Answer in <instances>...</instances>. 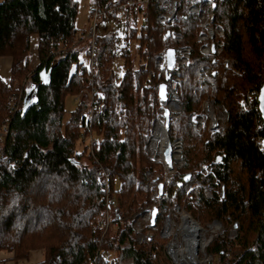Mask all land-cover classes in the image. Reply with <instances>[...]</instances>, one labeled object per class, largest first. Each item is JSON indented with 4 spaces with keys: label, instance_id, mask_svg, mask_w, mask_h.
I'll return each instance as SVG.
<instances>
[{
    "label": "trees",
    "instance_id": "trees-1",
    "mask_svg": "<svg viewBox=\"0 0 264 264\" xmlns=\"http://www.w3.org/2000/svg\"><path fill=\"white\" fill-rule=\"evenodd\" d=\"M126 1L96 4L105 10ZM215 3L213 20L224 32L219 54H200L199 28L186 15L183 0L172 27L154 22L159 6L149 0L144 8L123 15V47L117 49L118 38L112 33L96 38L90 73L81 60L86 46L75 49L76 0L0 1V58L10 59V82L0 78V128L8 129L0 141V253H9L0 262L22 263L39 250L43 258L34 264H172L163 248L167 240L154 236L150 243H138L130 222L151 204L146 173L162 172L145 152L160 109L158 101L150 105L148 97L150 84L163 81V75L152 71L154 60L176 46L166 37L175 29L191 55L187 65L172 71L181 80L176 89L181 111L170 120L168 136L181 140L185 164L165 187V205L174 200L199 222L218 220L226 231L237 223L234 239L225 234L206 246L214 264H264V152L256 143L257 136L264 137V128L257 100L247 102L264 84V0ZM109 19L118 20L113 14L103 21ZM32 36L38 39V63L30 69ZM117 57L122 60L120 76L113 67ZM225 60L232 62L231 68ZM204 67L210 73L201 78ZM42 70L50 71L47 85L41 84ZM90 79L100 106L86 123ZM67 97L77 98V104L63 120ZM206 99L227 113L223 135L196 130L188 121ZM91 134L102 141L93 156L86 144ZM202 166H210L211 172L196 174ZM196 181L223 185V200L216 195L205 198L202 189L194 187ZM106 197L115 200L109 207L115 226L104 230L98 220ZM156 222L146 230L157 231Z\"/></svg>",
    "mask_w": 264,
    "mask_h": 264
},
{
    "label": "built area",
    "instance_id": "built-area-1",
    "mask_svg": "<svg viewBox=\"0 0 264 264\" xmlns=\"http://www.w3.org/2000/svg\"><path fill=\"white\" fill-rule=\"evenodd\" d=\"M155 1L158 3L159 11L154 17V22L163 27H172L173 25H175L178 22L179 9L182 0ZM214 1L215 0H183L186 15L189 19L194 20L199 28V31L196 35V41L200 45L199 52L203 56L212 55L211 47H213L214 54H219L222 51V37L224 32L221 25L213 20L212 4L214 3ZM148 3L149 0H127L124 3L111 6L105 10H100L96 4V0L91 1L88 7L90 23L86 31L78 35V38L75 42V46L81 44L83 46H86V57L84 65L89 68L90 73L94 70L96 38L101 35L99 34V27L100 23L103 22V19L105 17H110L113 14L124 15L128 11L136 12L141 8L147 6ZM168 32L169 38L176 45L173 48V68L170 72H168L169 80L165 82L167 89V102L171 101L173 102V105L171 107L167 103L162 105L164 106L163 109L167 108L169 110V120H175L179 117V113L181 111V104L176 93L177 86L180 84L181 80L178 75H173L172 71L179 70L189 63L191 49L190 47L182 44L183 36L180 31L171 29ZM165 51L159 53L154 60L152 71L157 72L159 75H164V72L167 69ZM225 63L227 62L225 61ZM152 71L148 73V79L151 77ZM209 73L210 70L204 67L200 70V77L204 78ZM162 82H164V80L159 82V84ZM89 83L91 88L85 92L86 96L89 99L88 108L84 114V121L86 123L90 118L93 117L94 112L100 106V102L96 101L94 98L95 90L92 87V79L89 80ZM158 85L156 86L154 84H150L151 92L148 97L150 105H152L156 100L158 101ZM258 94L259 91L252 93L249 96L247 102H252L255 99L257 100ZM240 104H243V100H240ZM157 119H161L164 123L163 115H161V117H158ZM226 120V111L211 99H206L202 103L201 110L199 112H193L188 116V121L190 125L196 130L206 128L210 133L219 135L224 134ZM153 128L149 134L148 146L146 150L147 154L150 156V159L153 162L162 165L164 176H162V178L156 177V179L153 180V183L149 185L151 190L149 196L151 204L149 205V207L145 208V210L139 212L132 221V228L138 234L137 240L139 242H149L152 240V236L150 233H142V231L144 230V226L150 227L151 211L152 208L155 207L157 209L156 219L160 215L164 216L160 237L163 240H167L164 245V249L168 258L171 257L172 260H174L171 256V251L173 249H178L185 245V242L183 241L184 236H186V238L191 237V230H188V232H182V230H180V226L183 224L182 218L187 217L192 223L195 224L196 228H198L200 243L202 241L203 247L201 249H198V256L199 253H202L205 261H208L209 264H214L211 256L208 255L205 251L206 246L213 240L214 237L217 236L223 237L226 234L229 239H234L236 237L237 229L233 227V223L226 231L222 223L218 220H213L211 223L202 226L198 220H194L189 215V213H187L184 209L176 205L174 200L172 201V204L165 205V202L169 200V196L167 191L165 190V187L170 182V177L174 174L175 170L177 168H182L185 164L182 155V142L180 139H174L170 141L168 134L166 135V144L168 140L171 144V156L173 167V170L169 171L163 161V151L165 149L166 144H157L155 147H152L150 144ZM7 131V125H4L2 128H0V141H3L5 139ZM263 138L264 137L257 136L256 143L259 148L264 152V148L262 147ZM101 142V139L93 134L89 135L86 138L88 151L92 156L94 150H99ZM2 159L3 153L0 151V160ZM203 171L205 173H210L211 167L202 166V168L199 169L196 174H199ZM159 183H161L163 186L161 194H158ZM194 187L201 188L205 198L207 199H211L213 195H216L219 201L223 200L224 198L222 196L221 190L222 185L219 183L216 184L215 187H212L209 185H204L200 181H196ZM104 189L107 192L106 178H104ZM114 201V198L106 197L105 199L104 211L100 220H98V224L101 226V228H104V230H106L110 225L115 226V222L112 221L109 215V207L114 203ZM178 236L180 239H178ZM216 264H220L219 260L216 261Z\"/></svg>",
    "mask_w": 264,
    "mask_h": 264
},
{
    "label": "rangeland",
    "instance_id": "rangeland-1",
    "mask_svg": "<svg viewBox=\"0 0 264 264\" xmlns=\"http://www.w3.org/2000/svg\"><path fill=\"white\" fill-rule=\"evenodd\" d=\"M1 1V0H0ZM77 1V7H78V10H77V17H76V20H75V26L76 28L79 30V34L80 33H83L86 31L89 23H90V15H89V11H88V7L91 3L92 0H76ZM117 21H114L112 19H109L107 21H103L100 23V27H99V34L100 33H103L104 35L105 34H108V33H112L115 37L118 38V42H117V49H120L121 47H123L126 42L123 40L124 38V35H125V20H124V16L123 15H120L118 14L117 15ZM140 20L137 21V26H136V29H137V32L139 31V27H140ZM36 46H37V39L35 36H32L30 38V45H29V51H28V61H29V67L30 69H33L37 63H38V57H37V51H36ZM128 46L130 48H132L133 50V44L128 42ZM83 45H78V46H75V49H80L82 48ZM81 60L82 62L84 63L85 62V57L84 56H81ZM227 63H225V65L228 67V68H231V64L232 62L231 61H228V60H225ZM224 61V62H225ZM9 67H10V63H9V58L7 57H4V58H0V78L6 83L8 84L10 82V70H9ZM113 67L115 69V72L118 76H120L122 74V60L117 57L115 59V61L113 62ZM87 97V96H86ZM212 100V99H211ZM77 99L73 98V97H67L66 100H65V114H64V117H63V120H66L69 116V113L71 110L74 109V107L76 106L77 104ZM89 99L88 97L86 98V102L88 103ZM205 101V100H204ZM203 101V102H204ZM202 102V103H203ZM159 103V102H158ZM159 107L160 109L157 110L155 116H154V119H153V122H152V126L148 132V137H147V142H146V146H145V152H146V155H147V160L149 162H152V163H155V164H158L160 165L159 163H156V162H153L151 159H150V156L147 154V146H148V140H149V134L152 130V128L154 127V124L157 120L158 117H161V115H163V105L161 103H159ZM176 120V119H175ZM206 129V128H205ZM207 130V129H206ZM208 131V130H207ZM168 135H169V129H168ZM169 137V136H168ZM170 140V139H169ZM171 141V140H170ZM82 164L83 165H87V162L85 160L82 161ZM161 168H162V165H160ZM178 169V168H177ZM176 169V170H177ZM160 176H164V171H163V168H162V172L161 174H156V175H151L149 173H146V179H148V188L150 189L149 185H151L153 183V180L156 179V177H159ZM173 175L170 177L172 179ZM162 178V177H161ZM170 179V180H171ZM151 193V191H150ZM150 196V195H149ZM150 200V199H149ZM171 204H172V201H171ZM149 207L148 206H145L144 208H142L140 211L137 212V214L143 210H145V208ZM188 213V212H187ZM137 214L131 219V229L133 230L132 228V221L133 219L137 216ZM189 215L194 219V220H198L197 218L193 217L190 213ZM161 220H162V215L158 216L157 218V222H156V226H157V231L160 230L161 232V229H160V223H161ZM199 221V220H198ZM211 223V222H210ZM200 224L202 226L206 225V224H203L200 222ZM208 224V223H207ZM147 227L144 226V230L142 231V233H150L151 236H152V240L149 241V242H139L137 240L138 238V234L136 231L135 234H136V240L138 243H150L153 241L154 239V236L157 238V236L160 237V232L158 233L157 231L155 230H146ZM162 228V227H161ZM161 238V237H160ZM178 239L179 236H178ZM165 245V244H164ZM164 245H163V248H164ZM164 252H165V249H164ZM166 254V253H165ZM0 255H3V256H6L5 258H8L9 257V253H0ZM209 255V254H208ZM43 258V255H42V252L39 251V250H35V251H32L30 252L29 254V257H28V260L25 261V262H22V263H17V264H34L36 263V261L38 260H42ZM199 261H200V264H209L208 261H205L204 260V257L202 255V253H199ZM209 259V258H208ZM169 260L171 261L172 264H175L174 260H172L171 257H169ZM0 264H10L8 262H0ZM124 264H129V263H124Z\"/></svg>",
    "mask_w": 264,
    "mask_h": 264
},
{
    "label": "water",
    "instance_id": "water-1",
    "mask_svg": "<svg viewBox=\"0 0 264 264\" xmlns=\"http://www.w3.org/2000/svg\"><path fill=\"white\" fill-rule=\"evenodd\" d=\"M216 7V3L214 1V3L212 4V9L214 10ZM166 37H169V32H166ZM212 49V54L214 55V50L213 47H211ZM166 53V60H167V69L164 72L163 75V80L164 82L160 83L158 85V92H157V96H158V101L161 104H166L167 103V89H166V81L169 80V73L172 68H173V64H174V50L173 48H168L165 51ZM43 75H41V84L42 85H47L50 81V71L48 73L45 72V70H42ZM32 96V91H30L29 93H26V95L24 96L23 99V106L22 109L23 111H25L27 109V106L30 102ZM257 103H258V111L262 120V126L264 128V84L260 87L259 89V94L257 97ZM163 118H164V127L166 129V131H168L169 129V124H170V120H169V110L167 108L163 109ZM262 147L264 148V138L262 140ZM163 161L164 164L166 165V167L168 168L169 171L173 170L172 167V156H171V144L168 140L165 149L163 151ZM189 175H187V179H188ZM162 184L159 183L158 184V194H161L162 192ZM222 190V196L224 197L225 193H224V186L222 185L221 187ZM156 213H157V209L155 207L152 208L151 211V219H150V227L153 228L154 224H155V219H156ZM237 223H234L233 227L236 229L237 228Z\"/></svg>",
    "mask_w": 264,
    "mask_h": 264
},
{
    "label": "bare ground",
    "instance_id": "bare-ground-1",
    "mask_svg": "<svg viewBox=\"0 0 264 264\" xmlns=\"http://www.w3.org/2000/svg\"><path fill=\"white\" fill-rule=\"evenodd\" d=\"M167 104L171 107L173 102L168 101ZM167 134L168 132L164 127L163 121L161 119H157L153 128L150 142L151 146L155 147L157 144L165 145ZM182 219L183 224L180 226V230H182V232H188V230H191L192 234L191 237L188 238L184 236L183 241L185 242V245L178 249H173L171 251V256L173 257L175 264H200L197 252L198 249L203 247V245L202 241L200 243L198 228H196L195 224L187 217H183Z\"/></svg>",
    "mask_w": 264,
    "mask_h": 264
},
{
    "label": "crops",
    "instance_id": "crops-1",
    "mask_svg": "<svg viewBox=\"0 0 264 264\" xmlns=\"http://www.w3.org/2000/svg\"><path fill=\"white\" fill-rule=\"evenodd\" d=\"M100 34H101V35H104L103 33H100ZM36 39H37V38H36ZM37 40H38V39H37ZM36 48H37V46H36ZM9 63H10V59H9ZM9 68H10V67H9ZM42 255H43V254H42ZM5 257H6V256L0 255V258H1V259H5ZM39 261H41V260L36 261V263L39 262ZM4 262H8V263H10V264H13V263L10 262V261H4ZM2 263H3V262H2Z\"/></svg>",
    "mask_w": 264,
    "mask_h": 264
},
{
    "label": "snow or ice",
    "instance_id": "snow-or-ice-1",
    "mask_svg": "<svg viewBox=\"0 0 264 264\" xmlns=\"http://www.w3.org/2000/svg\"><path fill=\"white\" fill-rule=\"evenodd\" d=\"M43 75V74H42Z\"/></svg>",
    "mask_w": 264,
    "mask_h": 264
}]
</instances>
